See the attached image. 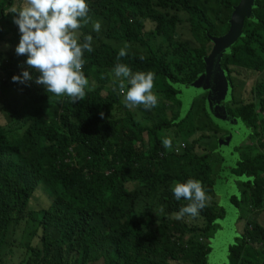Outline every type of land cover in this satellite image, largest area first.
Segmentation results:
<instances>
[{"label": "trees", "instance_id": "obj_1", "mask_svg": "<svg viewBox=\"0 0 264 264\" xmlns=\"http://www.w3.org/2000/svg\"><path fill=\"white\" fill-rule=\"evenodd\" d=\"M212 1L87 0L101 31L91 23L79 30L81 41L92 35L94 51L84 53L86 96L73 104L36 84L39 73L12 51L20 33L8 10L22 0H0V90L17 91L0 121V264H208V243L223 215L210 156L200 151L210 138L209 124L199 123L207 118L206 95L186 116L173 110L182 107L174 85H191L205 73L210 36L229 31L239 2L214 0V7ZM253 13L256 20L245 21L243 37L221 63L234 89L228 112L255 141L234 170L254 217L231 247V264H264V0ZM123 43L134 50L121 63L155 73L158 105L151 110L122 103L112 69ZM12 70H29L33 80L13 82ZM245 72L257 78L250 99L238 101L236 82ZM170 132L172 150L162 144ZM174 139L186 149L176 153ZM188 179L199 180L210 200L197 217L176 220L173 213L188 201L176 200L170 189ZM156 194L160 213L151 204ZM37 195L41 206L32 208Z\"/></svg>", "mask_w": 264, "mask_h": 264}, {"label": "clouds", "instance_id": "obj_2", "mask_svg": "<svg viewBox=\"0 0 264 264\" xmlns=\"http://www.w3.org/2000/svg\"><path fill=\"white\" fill-rule=\"evenodd\" d=\"M87 0H22L19 6L13 5L8 13H13V23L18 26L19 43L15 53L26 56L27 69L39 73L35 83L42 85L47 93L67 96L75 104L86 96L89 80L83 72L84 53H91L93 37L84 35L81 41L79 30L89 23L93 31H101V22L92 21L89 16ZM130 47L125 43L116 57L112 72L118 80L122 103L127 108L142 106L151 110L158 105V98L153 92L155 73L132 71L120 62L128 55ZM145 57L141 56L143 60ZM23 69L24 65H20ZM29 70H22L21 75H14L13 82L25 83L33 80ZM103 117L104 113L101 112ZM162 144L170 148V138H163ZM176 200L182 198L188 203L173 213V218L181 220L185 216L197 217L210 197L199 180L188 179L186 182H174L171 189ZM164 211L163 207L160 209Z\"/></svg>", "mask_w": 264, "mask_h": 264}, {"label": "rangeland", "instance_id": "obj_3", "mask_svg": "<svg viewBox=\"0 0 264 264\" xmlns=\"http://www.w3.org/2000/svg\"><path fill=\"white\" fill-rule=\"evenodd\" d=\"M203 1V0H202ZM211 5L217 7L214 0L211 2ZM182 36L184 38H190V34L182 30ZM219 35L216 37H220ZM125 43L120 44L119 49L124 46ZM15 46H12V51L15 52ZM134 48L130 45L127 49L128 51H133ZM19 67V66H18ZM13 75H20L17 70H12ZM237 79V93L236 96L238 101L241 99L248 100L250 99V90L251 86L255 82L257 75L252 73L245 72L241 77ZM6 80V75L3 79V82ZM231 86V85H230ZM232 88V87H231ZM231 96L226 102V110H228V104L233 100L234 89H232ZM206 95L205 100V110L207 118L203 116L199 123L209 124V129L206 130V135L209 136V139L202 141L200 151L202 150L204 154L210 156V163L212 166V180L214 182V190L217 193V198L215 199L218 208L223 215V219L218 222L217 228L212 232V236L208 246L211 248V252L208 257V264H231V247L237 243V239L240 236L241 232L244 230L245 223L247 220H252L254 213L247 212V207L244 205V200L242 196V188L239 186V183L243 181V178H240L235 174L234 170L238 166L240 160H242L245 153L248 152V147L255 144V141L251 139L252 130H249L247 126L240 119L238 126V133L234 131L231 125L218 115L216 108L212 101L207 100V93L196 90H186L184 97L181 98L184 106L179 110L180 116L190 109L191 103L200 101V98H203ZM17 97V91L15 90H0V121L6 119L5 115L2 113L4 109L7 108L5 104L10 103ZM190 98V99H189ZM193 99V100H192ZM137 113H141L140 109L136 110ZM230 113V112H228ZM173 115V114H172ZM171 115V116H172ZM231 116H233L230 113ZM236 117V116H235ZM195 118V115H194ZM238 118V117H237ZM211 124V125H210ZM172 132L163 133V138L171 139ZM176 143L174 146L179 145V141L175 140ZM239 148V149H238ZM172 150V146L168 148ZM235 198H238L240 202V208L237 207L233 201ZM41 196L37 195L32 199V208L41 206ZM151 204L153 210L156 213H160V209L163 203L159 202V194H156L152 198ZM162 204V205H161ZM247 212V213H245ZM248 216V217H247ZM242 217H247L242 219ZM148 220L153 222L155 225L156 221H153L152 217H149ZM259 220L264 222V217L260 214ZM261 223V222H260ZM264 226V223H261ZM28 235L26 237L27 241H30L32 238V231H34L33 224L30 223L28 228ZM13 258V257H12ZM17 255L15 256V260Z\"/></svg>", "mask_w": 264, "mask_h": 264}, {"label": "water", "instance_id": "obj_4", "mask_svg": "<svg viewBox=\"0 0 264 264\" xmlns=\"http://www.w3.org/2000/svg\"><path fill=\"white\" fill-rule=\"evenodd\" d=\"M256 1L257 0H239L238 5L234 7L229 20V31L220 37L210 36V40L213 43V49L211 54L206 58L207 67L205 73L191 85H174V88H177L180 91L178 98L182 104V108L184 104L181 101V98L184 97L186 90L193 89L197 92H206L207 100L212 101L218 115L228 121L237 133L238 126L241 121L237 117L231 116L226 110V102L229 100L231 93L233 92L227 78V73L224 69H222L221 63L224 55L229 53L231 47L237 43L240 37H243L245 21L256 20L253 13ZM189 110L184 114V116L187 115Z\"/></svg>", "mask_w": 264, "mask_h": 264}, {"label": "built area", "instance_id": "obj_5", "mask_svg": "<svg viewBox=\"0 0 264 264\" xmlns=\"http://www.w3.org/2000/svg\"><path fill=\"white\" fill-rule=\"evenodd\" d=\"M186 144L185 143H181V144H179L178 146H176V148H175V152L176 153H179V152H181L182 150H185L186 149Z\"/></svg>", "mask_w": 264, "mask_h": 264}]
</instances>
